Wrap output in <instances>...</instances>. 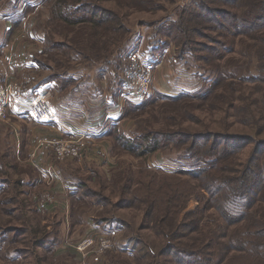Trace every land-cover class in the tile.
<instances>
[{"label":"rangeland","instance_id":"rangeland-1","mask_svg":"<svg viewBox=\"0 0 264 264\" xmlns=\"http://www.w3.org/2000/svg\"><path fill=\"white\" fill-rule=\"evenodd\" d=\"M55 1L56 0H0V86H9V88L12 85L22 87L20 96L9 98L8 106L10 107L16 108L14 102L17 103L18 108L25 104L24 101L26 98H24V95L26 89L35 82L36 76L49 77L50 75H57L59 80L62 81L60 86L62 90L59 91V93L63 99H66L72 87L78 83L70 84L71 76L69 75L81 73L82 71L86 72L85 81H83L86 85L79 93L84 91L87 93L94 92V88L97 86L102 87L104 83H106L108 92H111V89L113 93H115L116 90L118 91L117 93L124 91L126 87H128L126 77L132 60L129 59L125 68H123L125 62H123V65L122 63L121 65L115 63L118 60L115 58L113 51L116 50L118 48L117 46L122 42L118 40L119 36H124L123 40L125 39L124 41H126L129 36L133 35V39L127 43L129 46L126 49L125 56L128 55V52L132 53V56L137 54L141 61L151 65L150 71L153 77V83L152 91L149 95L152 96L149 99L150 103L157 99V93L154 90L159 84H161V89L163 91H165L168 84L172 88L177 86L179 90L181 88L180 82L185 81L179 79L184 78L188 81L192 80L197 90H200L205 84H208L207 82L211 78L207 74L211 73V76L212 74L215 75L210 71L199 78L197 76L194 77L193 73L196 71L191 69L193 59L188 57L184 59L182 63V60L179 61L176 55V47L170 46L167 50H170L172 53L167 57L168 61H166V63L171 62V64L176 65L177 69H175L176 67L174 68L173 65L167 64L166 71H168L164 74L166 78L161 80L158 71L162 73L165 68L155 67V63L158 58L164 57L167 50L160 52L157 56L150 54V51L160 48L161 43H164V39L156 32V29L160 25L167 23V21L169 23L170 20L176 18V14L185 9L184 5H191L193 0H158L157 4H160V8L150 11L129 8L123 11L119 10L117 3L112 0H95L96 3L106 8V11L104 10L102 12L104 15L108 13L107 10H112L118 14L120 13L119 16L124 19V28L115 31L114 34L108 33L105 30L91 32L90 34L88 31L82 30L84 25L81 24L75 27L76 30L73 33H68V35L66 33V25L60 21L53 20L55 17L52 16L53 14L51 13V4ZM213 6L222 7L224 12L226 10L228 12V9L236 12L234 8L226 6L223 2L217 3L216 5L214 4ZM108 16L110 17V15ZM214 16L216 17V14ZM222 16L229 18L226 14ZM211 20L214 22V17H212ZM211 24L214 25L215 23ZM128 30H130L129 33H127ZM48 32L52 34L51 41L54 42L53 46H51L52 42L48 43V40L46 41V37L44 36L45 33ZM203 32L204 34L195 37L196 41L198 44L206 43L211 46L213 42L210 41L208 36H216V33L209 30H204ZM259 34L264 35V31L254 36L260 37ZM157 36L160 38V41ZM227 38L229 39L231 37ZM242 38L244 41H241ZM236 41L234 48L230 52H227L222 59H217L215 62L222 66H226L229 71L238 78H246L250 75L257 76L259 74L257 72L259 60L255 54L258 52L257 48L254 46V41L250 40L249 37H243L241 35L236 37ZM156 42H158V44H156ZM59 44L63 46H59ZM125 44L126 43L123 42L122 45L124 46ZM68 45L81 51V54L72 53ZM49 47L52 48V50L50 53L48 52L49 55H47L43 51H46ZM66 50L70 55L66 54ZM25 53L31 56V59L36 60L42 68L38 69L37 72L33 70L28 71L25 68V70L17 71L14 76H11L13 75L11 71V73L7 72V75L5 74L2 76L3 71L6 66H8V62H11L10 60H5L6 56H11V54H13L15 58H13L12 61L20 62V60H23ZM198 53L202 57H204L205 54H209L206 50L199 51ZM89 55H94V58L87 61L86 57H89ZM108 60H111L112 63L108 64ZM155 73L157 81L154 83ZM9 75L11 77L7 78ZM261 86L263 89L264 84L258 81L254 83H245L240 91L235 92V96H238L240 93L245 96L243 101L235 100V106L243 107V111L237 113L239 116L246 117L243 114H246V104L250 100L261 98ZM196 88H194V92ZM218 90V92H220V89ZM173 92H177V90ZM192 92L193 91L190 93ZM169 93L171 92L169 91ZM38 94L42 93H34L31 98L27 99V101L29 100L30 111L32 102ZM159 94L170 95L162 91ZM246 97L249 99L246 100ZM46 98L51 103L52 96L46 95ZM155 102L156 103L153 104L149 103L148 110L155 109L156 113V115H152L153 118L150 119L149 125L142 121L144 117H139L138 119L137 116L129 115L128 117L122 118L123 122L125 121L126 124L130 125V129L133 128L131 135H133V132H136L135 134L145 133L143 130L144 126H149L148 128L150 129L148 130H160L163 124V127L169 128L178 125L194 133L206 131L224 132V130H228L229 133L251 134L258 143L264 141V130L261 132V127L259 126L264 125V119H260V106L257 107L258 121L255 119L260 129V132L257 133L256 125L252 126L245 122L240 123L238 121L233 108H230L224 99L223 101L216 99L212 103L208 102L204 104H201V101H192L190 109L187 108L185 110L184 106L186 101L166 103L168 100L164 98L161 101L156 100ZM126 103L127 102H123L124 109L128 105ZM225 110H227L231 116L226 121L224 120L226 116ZM10 112L11 114L15 113L14 111ZM6 113L8 112L6 111ZM13 120H15L14 116L11 118L9 114L5 118L0 116V147L6 149L10 148L11 150L8 152L12 151L14 153L17 145L20 144L21 135H16L12 130L16 122H13ZM227 121H229V129L228 126H226ZM35 122L38 121L35 120ZM25 127L31 130V135H26L25 137L28 138L31 136L32 145L29 144L30 141L28 139H25L21 144L22 151H24V149L29 150L33 157L39 156V153H45L44 157L47 155L45 158L51 157L52 166L57 167V169L63 172L62 177L64 181L69 179L68 176H73L75 182L73 184V192L75 191L77 196H81L82 193L88 191V193L91 194H102V197H108L112 203H116L119 200V195L116 193L111 194L109 189L118 192L127 172L133 176L137 175L142 182H153L154 191L149 187L148 198H156L154 192L159 186H162L163 180H160L162 177L150 176L148 175V171L142 173V169L145 170L146 168L153 171L157 170L162 173H171L189 167L188 164L190 163L188 158L181 157L186 154L184 147L180 148V150L174 147H166L159 152L153 153L149 158H145V156H134L118 145L116 136L119 135L120 132H123V130L120 131L118 127L115 133H110L105 136V139L99 141L84 139V137L83 139L76 138L75 140L80 147L79 154L74 157H61L57 153V148L51 144V142L60 141L65 143L70 138H58L59 135H57L55 130L45 128L41 125H21V128ZM241 137L245 138V136ZM242 144L244 146L246 141H242ZM252 148L253 145H248L247 147L245 145L240 153H238L240 157L239 161L244 163L249 157L251 158L253 155ZM188 156H190V154ZM26 166L30 168L27 164ZM62 169H64L65 172ZM121 170L124 172L120 175H116ZM99 176L101 177L100 179H98ZM11 177L12 179L16 178V173H13ZM82 182L84 187H82ZM100 185L107 186V189L100 188ZM46 189L47 187L43 188L42 191ZM151 191L153 196H151ZM142 193L145 196L147 195V190L143 186ZM51 195L55 197L57 205L44 214H35L29 206L30 203L28 200L25 199L21 193H11L3 197H6V199L9 197L11 203L14 202L15 207L18 208L15 210L14 215L11 216L0 213V228H2L0 229V235L2 234V238H0V264H139L138 260H135V256L141 253H139L137 249L136 252H134L130 247L131 245L126 243L127 240L132 237H138L139 240L146 245L151 244L155 251L161 249L165 243L163 236L159 235L165 231L162 226L152 229L145 226V207L137 210L133 207H123L118 204V206H112L110 202L106 204L100 199L96 200L94 197L88 196H85L84 203L80 204L79 202L72 201V198L68 196L59 198L58 194ZM206 196L208 197V194H206ZM6 199L4 201H6ZM157 201L159 208L164 206V204L160 202V199ZM63 204H65V212ZM201 205L202 202L200 199L197 200L193 198L189 201L185 212L196 211ZM259 206H263V209L262 212L258 214V217L263 219L264 204ZM28 207L30 208L29 210H27ZM21 209L25 213H23ZM212 213H214V210L206 212L205 216L208 221H210L208 218H210ZM111 216L116 217L115 219H111ZM179 217H181V220L183 219L182 213ZM79 218H81L79 222L73 223L74 220L77 221ZM177 221V219L171 221V225H175ZM84 222L87 224V228L88 225H99V228L96 227L87 234V232L85 233L84 231L85 228L81 229L84 226ZM21 224L28 227L26 230L28 231L27 233L25 229L19 228ZM198 224L199 228L202 229L204 220H201ZM9 226L17 227H12L10 231L5 230V228ZM76 228L77 230L74 231ZM31 229L33 234L31 233ZM15 231H19V239L15 237L18 235L14 233ZM77 231L79 236L76 235ZM88 236H109V239L114 243L113 248L101 250L99 245L100 242H98L87 247V250L80 251L83 238ZM32 239L35 240L34 243H31ZM24 241H27L28 245H25ZM124 243H126L127 247H123ZM41 244L42 246H40ZM131 244H133V242ZM124 248H126L125 251H123ZM117 249L123 251L122 253L124 254L113 257ZM146 260L147 259H145V261ZM223 264H252V262L249 258H246L245 252H231L230 256L225 259Z\"/></svg>","mask_w":264,"mask_h":264},{"label":"trees","instance_id":"trees-1","mask_svg":"<svg viewBox=\"0 0 264 264\" xmlns=\"http://www.w3.org/2000/svg\"><path fill=\"white\" fill-rule=\"evenodd\" d=\"M112 1L117 3L119 10L123 11L127 8L146 11L160 8V4H157L158 0ZM220 2L234 8L236 12L229 9L228 12L227 10L224 12L222 7L213 6ZM52 3L51 13L55 17L53 20L66 25L67 35L73 33L76 30L75 27L81 24L84 25L82 30L88 31L90 34L104 30L114 34L115 31L124 28V19L119 16L120 13L107 10L108 13L104 15L102 12L106 11V8L96 3L95 0H56ZM184 7L185 9L176 14V18L156 29V32L164 39V43H161L160 48L150 51V54L157 56L170 46H175L179 61L182 60L183 63V60L188 57L193 59L191 69L196 71L195 76L199 78L210 71L215 75L211 76V73H208L207 75L211 77L207 82L208 86L205 84L202 89L192 93L181 92L175 96L157 93V99L151 103L149 99L152 96L141 102L128 100L122 118L129 115L137 116L138 119L144 117L142 121L149 125L150 119L153 118L152 115H156L155 109L148 110L149 105L164 98L168 100L166 103L186 101L184 110L190 109L192 101H201L200 103L204 104L212 103L216 99L220 101L224 99L228 106L233 108L240 123L256 125L257 133L260 132V126L262 132L264 125H257V107L260 106V119H264V87L262 89L261 86V98L250 100L246 104V114H243L246 117L237 114L243 111V107L234 104L235 100L243 101L245 99L242 93L235 96V92L240 91L243 84L256 81L264 84V35L254 36L264 31V0H193L191 5H184ZM225 14L229 18L222 16ZM212 17H214V22L211 20ZM204 30L216 33V36H208L213 42L211 46L206 43L198 44L195 39L197 35L204 34ZM240 35L254 41V46L260 53H255L259 60L257 76L238 78L226 66L215 62L234 48L237 42L236 37ZM44 36L48 43L52 42L51 46H53L51 32L45 33ZM123 38L124 36H119L118 40L122 42L113 53L118 60L115 63L123 65L125 62V66L123 65L125 68L132 56V53L128 51L127 56L125 53L129 46L127 43L133 39V35L129 36L126 41ZM157 38L160 41L158 36ZM241 41H244L243 38ZM123 42L126 43L124 46ZM59 46L63 45L59 44ZM68 48L72 50V53L81 54V51L71 45H68ZM51 50L52 48L49 47L43 52L49 55L48 52L50 53ZM203 50L208 51L209 54H205L204 57L200 56L198 52ZM66 54L70 55L67 50ZM93 58L94 55L86 57L87 61ZM109 63L111 64L112 61L108 60ZM125 91L129 92L128 87ZM248 99L246 97V100ZM225 115V121L231 117L227 110H225ZM228 123L229 121L226 122V126ZM161 126L157 131L148 130L149 126H144L145 133L135 134L136 132H133V135L119 131L120 134L116 136L118 145L138 157L149 158L153 153L166 147H174L178 150L184 147L187 157L185 155L181 157L190 160L189 167L171 173L155 170L157 173L150 169H142V173L148 171L150 176L162 177L160 179L163 180L162 186H159L154 192L156 198H148L149 187L154 191L153 182H142L137 175L133 176L126 172L119 191L109 189L111 194L119 195V200L116 203H112L108 197H102V194H91L88 191L82 193L81 196H77L76 193L72 194V201L83 204L85 196H88L94 197L96 200L100 199L106 204L110 202L112 206L122 205L137 210L145 207V226L151 229L162 226L165 231L158 234L163 236L165 243L161 249L155 251L151 244L146 245L138 237L127 240L126 243L131 245L134 252L137 249L141 253L135 256V260L137 259L139 264H223L231 252H245L246 258H249L252 264H264V213L262 214L263 219L258 217L263 209V206L259 205L264 204V141L258 143L251 134L229 133L228 130L194 133L178 125L170 128L163 127V124ZM115 131H117L116 128L110 133H115ZM241 136H245V138ZM242 141H246V147L253 145V155L244 163L239 161L238 155L245 146ZM189 154L190 156H188ZM122 172L124 171L121 170L116 175H120ZM100 178L99 176L98 179ZM142 186L147 190L146 196L142 193ZM82 187H84L83 182ZM100 188L107 189V186L100 185ZM152 191L151 196H153ZM193 198L200 199L202 205L196 211L185 212L189 201ZM158 199L164 206L159 208ZM213 210L214 213L208 218L210 219L208 221L205 214L207 211ZM181 213L182 220L179 217ZM115 217L111 216V219H115ZM176 219L177 223L171 225V221ZM201 220H204L202 229L198 224ZM19 226L25 229L26 233L28 232L26 231L27 226L22 224ZM10 229L12 227L8 231ZM14 233L18 234L15 237L19 239V231ZM31 233L33 234L32 229ZM34 242L35 240L32 239L31 243ZM132 242L133 244H131ZM126 243L123 247H127ZM24 244L28 245V242L24 241ZM123 251L117 249L113 257L123 255ZM145 259L147 260L145 261Z\"/></svg>","mask_w":264,"mask_h":264},{"label":"crops","instance_id":"crops-1","mask_svg":"<svg viewBox=\"0 0 264 264\" xmlns=\"http://www.w3.org/2000/svg\"><path fill=\"white\" fill-rule=\"evenodd\" d=\"M170 53L172 52L170 50H167L164 54V57L158 58V60L155 63V67L165 68L163 69L162 73L158 71L161 80L166 78L164 74L167 73L168 71V70L166 71L167 64L173 65L171 64V62L166 63V61H168L167 57L170 56ZM13 58H15L13 54H11V56L10 55L6 56L5 60H10L12 63L6 61L8 62V66H6L2 76H4L5 74L7 75V72L10 71L12 72L10 73L13 74L10 75L14 76V74L17 71L25 70V68L28 71L33 70L35 72H37L38 69L42 68L36 60L31 59V56L26 55V53L23 56V60H20V62L12 61ZM173 67L175 68L176 65H173ZM175 69H177V67ZM85 73L86 72L82 71L81 73L69 75L71 76L70 84H74L76 82L78 83L72 87V89L70 90V94L67 95L66 99H63V97L60 96L59 91L62 90L60 89L62 81L59 80L57 75H52V76L50 75L49 77L36 76L35 82L32 83L26 89L24 95V98H26L24 101L25 104L22 107L18 108L17 103L14 102L16 108L10 106L7 107V112L9 116L11 118H13L14 116L15 120H13V122L16 121L14 123L15 126L13 125L14 129L12 130L16 135L18 134L21 135L20 137L21 140H20V144L17 145V148L14 153L12 151L8 152L9 150H11L10 148L6 149L0 147V213L1 214H11V213L14 214L15 210L18 208L15 207L14 202L11 203L9 197L7 199L6 197L3 198L7 194L10 195L11 193H21V195L28 200V202L30 203L29 206L31 207V209L34 211L35 214H39V213L44 214L49 210L53 209L54 207H56L57 205V201H55L56 200L55 197L51 194H58L59 198H64V196L71 197V195L75 193V191L73 192L74 190L73 184L75 183L73 176L71 177L68 176L69 179L64 181L62 177L63 172L57 169V167L52 166L51 157L45 158L47 156L46 155L44 157L45 153L43 154L39 153V156L33 157L29 150L24 149V151H22L21 144L22 141H24L25 139H28L30 141L29 144L32 145L30 138L31 136L28 138L25 137L26 135H31V130L27 127L21 128L22 124H30V125L35 124V125L44 126L45 128L48 129H53L56 131L57 135H59L58 138L68 137L70 134H75L80 137H84V139H90V140L94 139L96 141H99L105 139V136H107L112 131V129L115 128L117 129V127L120 131L123 130L125 134L131 135L133 128L130 129L129 128L130 125L126 124L125 121L124 122L122 121V116L124 113L123 102H127V100H130L126 98L128 94L125 91L126 89L119 93H117L118 92L117 90L115 91V93H113L112 90L111 92H108L106 83H104L102 87L97 86L96 88H94L95 89L93 90L94 92L87 93L86 91H84L79 93V91L84 89L83 87L86 85V83L83 82L85 81V75H86ZM10 75L7 76V78H10L11 77ZM193 75L194 77H196L195 73H193ZM156 79L157 77L155 73L154 83L157 81ZM179 80H185L184 81L185 83L182 81L180 82L181 88L179 90L177 89V86L175 88H172L168 84L167 87L165 88V91H163L161 89V84H159V86H157L154 91L156 93H160L162 91L172 96L182 91L194 92L195 90L194 88H196V86L193 84L192 80L188 81L184 78ZM168 90L171 93H169ZM171 90L173 91L177 90V92H173ZM196 91H198L197 88ZM34 93H42L45 95L52 96L51 103L56 111V115H57L56 121L42 122V123L35 122V120L31 116L29 100L27 101V99L31 98L34 95ZM10 111H14L15 113L11 114ZM26 164L30 168H27ZM62 170L65 172L64 169ZM13 173H16V178L12 179L11 175ZM46 187L47 189L42 191V189ZM5 199L6 201H4ZM63 205L65 212L66 209L65 204ZM29 209L30 208L28 207L27 210ZM21 211L23 210L21 209ZM23 213L25 212L23 211ZM80 220L81 218H79L77 221L74 220L73 223H77ZM11 227L13 226H9L5 228V230H9V228ZM96 227L99 228V225L98 226L88 225L87 228V224L84 222V226L81 229L85 228L84 231L85 233L87 232L88 234L91 232L92 229H95ZM75 230H77V228L74 229V231ZM78 234L79 233L77 231L76 235L79 236ZM0 238H2V234L0 235ZM40 246H42V244Z\"/></svg>","mask_w":264,"mask_h":264},{"label":"built area","instance_id":"built-area-1","mask_svg":"<svg viewBox=\"0 0 264 264\" xmlns=\"http://www.w3.org/2000/svg\"><path fill=\"white\" fill-rule=\"evenodd\" d=\"M132 63L128 69L126 80L128 81L129 92L127 94L128 99L133 101L145 100L152 91L153 77L150 71L151 65L145 64L140 58L135 54L131 56ZM150 65V66H149ZM22 93V87L16 86H0V116H8L7 107L9 98L20 96ZM31 115L34 120L38 122H54L57 120L56 111L53 108L50 101L46 98L45 94H38L34 101L32 102ZM68 141L63 143L60 141L54 142L53 144L57 148V153L61 157L77 156L80 152V147L76 138L83 139L75 134H70L68 136ZM100 242L101 250H109L113 248L114 243L109 236L100 237H84L83 243L81 244L80 251L87 250L94 243Z\"/></svg>","mask_w":264,"mask_h":264}]
</instances>
